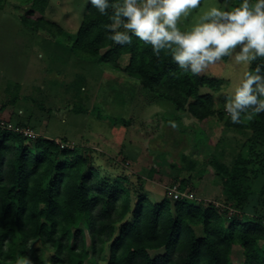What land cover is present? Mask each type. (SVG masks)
Masks as SVG:
<instances>
[{
	"label": "rangeland",
	"instance_id": "rangeland-1",
	"mask_svg": "<svg viewBox=\"0 0 264 264\" xmlns=\"http://www.w3.org/2000/svg\"><path fill=\"white\" fill-rule=\"evenodd\" d=\"M47 1L45 19L63 30L57 38L26 27L22 19L28 7L22 3L6 0L0 6V127L66 139L87 169L106 170L101 173L111 180L129 179L132 210L138 195L144 194L155 202L167 199L171 206L178 199L212 204L231 216L264 222V138H255L251 128L258 116H242L241 123L233 124L224 110L225 97L243 73L251 71L250 66L236 65L228 56L210 65L200 75L221 86L215 91L202 89L200 94L215 95L212 104L194 108L193 100H183V109L177 111L174 103L151 98L153 91L138 81L74 55L73 43L89 0ZM240 3L201 0L181 17L178 27L190 31L211 7L234 10ZM217 160L229 167L240 160L248 162L252 194L242 212L216 177L210 163ZM64 161L57 156L59 165ZM174 187L180 192L178 199L172 195ZM79 228L90 251L91 229L84 222ZM69 240L74 243L72 234ZM109 245L100 244V264H109ZM14 251L9 261L0 259V264H17L21 258L32 264H55L63 258L45 239L30 241L24 255ZM90 258V264H97V256ZM232 260L241 263L238 248L233 249Z\"/></svg>",
	"mask_w": 264,
	"mask_h": 264
},
{
	"label": "trees",
	"instance_id": "trees-1",
	"mask_svg": "<svg viewBox=\"0 0 264 264\" xmlns=\"http://www.w3.org/2000/svg\"><path fill=\"white\" fill-rule=\"evenodd\" d=\"M5 1L0 0V6ZM14 1L28 7L22 19L26 27L44 30L54 38L62 35L61 27L45 19L47 0ZM122 2L110 0V5ZM110 23L108 15H101L89 4L73 43L74 55L138 81L153 91L151 98L174 103L177 111L183 109V100H193L194 108L212 104L215 95L200 92L218 89L217 80L200 74L192 77L177 67L170 51L162 50L157 57L151 45L137 38L131 46L117 45L107 39L104 25ZM262 62L264 58H258L250 70ZM257 116L251 128L255 138H264V113ZM61 143L68 144L66 139L41 136L29 140L22 133L0 127L3 262L12 258L15 249L24 255L30 241L45 239L63 257L55 264H90L91 254L100 264V244L108 242L109 264H234V248L242 253L240 264H264V222L231 216L212 204L178 199L171 206L167 199L155 202L144 194L138 195L132 210L128 178L111 180L106 173L102 175L106 170L87 169L86 161L71 147L61 148ZM58 155L65 158L62 165L57 162ZM210 164L224 193L242 212L252 194L248 162L240 160L232 167L219 160ZM81 222L91 229L90 251L79 228ZM160 250L164 253L150 255Z\"/></svg>",
	"mask_w": 264,
	"mask_h": 264
},
{
	"label": "clouds",
	"instance_id": "clouds-1",
	"mask_svg": "<svg viewBox=\"0 0 264 264\" xmlns=\"http://www.w3.org/2000/svg\"><path fill=\"white\" fill-rule=\"evenodd\" d=\"M89 3L101 15L109 16L111 23L104 25L107 39L131 46L137 38L151 45L157 57L168 50L177 67L192 77L226 56L246 69L264 58V0H241L234 10L211 7L190 31H181L178 21L201 0H123L115 6L110 0ZM224 110L233 124L241 123L242 116L251 119L264 113V62L243 73L234 91L225 97ZM17 264L32 262L21 258Z\"/></svg>",
	"mask_w": 264,
	"mask_h": 264
},
{
	"label": "built area",
	"instance_id": "built-area-1",
	"mask_svg": "<svg viewBox=\"0 0 264 264\" xmlns=\"http://www.w3.org/2000/svg\"><path fill=\"white\" fill-rule=\"evenodd\" d=\"M20 133H22L25 137H28V138H31V139L37 138L36 135H34L30 131H21ZM65 147H71V146L69 144L61 143V148H65ZM171 192H172V195H173L174 199H178L180 197V192L178 191L177 187H174L171 190Z\"/></svg>",
	"mask_w": 264,
	"mask_h": 264
}]
</instances>
